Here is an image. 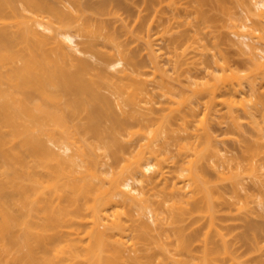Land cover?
Returning <instances> with one entry per match:
<instances>
[{
  "label": "bare ground",
  "instance_id": "1",
  "mask_svg": "<svg viewBox=\"0 0 264 264\" xmlns=\"http://www.w3.org/2000/svg\"><path fill=\"white\" fill-rule=\"evenodd\" d=\"M249 1L247 18L233 21L247 79L218 74L219 56L202 83L188 75L194 97L181 98L152 42L173 19L157 22L162 0H0V264H264L252 261L264 224L249 223L247 254L224 224L233 209L250 211L243 191L264 183V146L228 157L209 120L219 104L234 126L238 105L254 118L257 102L244 100L264 84V0ZM121 9L132 30L111 22ZM128 33L146 41L151 71L117 41ZM188 38H170L171 51ZM195 98L206 101L198 128Z\"/></svg>",
  "mask_w": 264,
  "mask_h": 264
},
{
  "label": "rangeland",
  "instance_id": "2",
  "mask_svg": "<svg viewBox=\"0 0 264 264\" xmlns=\"http://www.w3.org/2000/svg\"><path fill=\"white\" fill-rule=\"evenodd\" d=\"M87 1L97 2L98 0H82V2ZM134 1L136 0H130V3ZM161 6L163 12L155 17L157 22L159 23V21H161L164 23L166 17H173V19L171 20V26L168 30H164L163 26L153 28L152 42L155 44L154 48L157 50V53L160 54V64L165 70L166 75H168L173 82L176 92L182 94L180 95L181 98H186V96L191 98L194 97L192 89L196 84L189 83L188 75L191 74L199 83H202L206 79L204 77L206 69L212 72L215 71L214 61L219 56H224L227 62L221 63V66H226V69L224 68L221 72L219 71L218 74L225 76L237 75L246 77L247 79L253 66L251 60L247 56L248 54H241L239 51L240 46L234 42L238 37L234 31L233 21L240 18H247L250 13L249 7L251 6L249 0H177L176 5L173 3L170 4V0H162ZM177 6H179L178 10L175 9ZM87 14L95 15L91 10H87ZM109 18L111 22H128L129 30H132L136 23V19L134 17H129L127 12L123 9L116 13H112V16H109ZM152 20L153 17H150L149 22ZM157 22L155 23L156 25L158 24ZM166 23L167 26H169V22ZM248 23L251 24V21H248ZM181 35H188L190 39L188 38L183 44L177 43L179 47L176 50L177 54H174V52L171 51L173 47H171L169 39ZM117 41H122L124 43L126 52L129 54L135 52L143 59L145 70H152L153 63L151 61V53L146 41L142 37H137L135 34L128 33L122 35ZM176 59L180 61L181 65H179L177 69H174V62ZM253 65L255 64L253 63ZM178 75L180 76V80L177 79ZM155 80L154 82H150L151 87L156 86L153 90V95L155 99H162L160 97L161 90L157 88L161 79L157 76ZM258 87L259 92L256 98H252L250 94H247V98L244 100L248 109L251 106V102H257L256 107L254 109L252 108L254 118L238 105L235 107V111L237 110V114L240 117L238 123L241 124L239 126H234L227 116L226 108L221 104L217 105L214 109L216 114L214 113L209 116L214 134L218 138L226 137L224 141L220 142V145L228 149L226 154L228 157L240 158L248 147L252 145L254 147H259L258 145L262 144V146H264V136H262V134L264 135V98L262 97V95H264V84L262 80L258 82ZM245 90L249 92V87L245 88ZM194 101L196 103L198 101L199 103L196 107L198 115L194 122V127L198 128L199 121L206 115V101L205 99L196 98ZM156 106L159 107L158 105ZM157 113L160 116L163 114L162 111ZM197 132L200 134L202 133L201 130H197ZM180 133H182V136L187 135V132ZM174 141L175 140L171 142L173 143ZM183 142L198 143L195 137L184 140ZM172 153L174 156L169 158L170 162L176 158L177 154V147L174 144H172ZM106 160L109 164L113 162L111 158H107ZM261 160L264 163V157ZM108 163L107 165L109 166ZM235 163L236 160L230 161L231 165ZM211 174H213V172H211ZM211 179L224 189L230 190L228 178L211 175ZM145 189L147 190L146 186ZM243 194H248L249 196L250 211L233 209L231 214L224 216V224L227 226V236L232 244L238 247V252L247 254L248 246L243 242L242 236L248 230L249 223L264 224V205L262 202L260 203L261 200H264V183L260 185L249 180ZM152 199L155 198L152 197ZM148 218L149 217H147V220ZM157 233L158 231H154V234L157 235ZM164 238L166 237L164 236ZM263 243L264 240L262 244ZM153 249L159 250L157 247H153ZM257 259L264 261V248L254 255L252 261Z\"/></svg>",
  "mask_w": 264,
  "mask_h": 264
}]
</instances>
